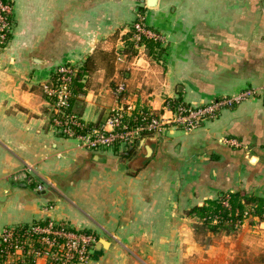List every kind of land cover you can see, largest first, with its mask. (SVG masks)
I'll use <instances>...</instances> for the list:
<instances>
[{"label":"crops","instance_id":"crops-1","mask_svg":"<svg viewBox=\"0 0 264 264\" xmlns=\"http://www.w3.org/2000/svg\"><path fill=\"white\" fill-rule=\"evenodd\" d=\"M7 1L0 234L50 221L87 231L97 238L95 248L104 243L88 264H264V221L249 217L240 232L224 234V245L202 248L186 215L222 195L264 200V0ZM138 21L163 41L152 49L133 44L129 56L126 38ZM88 58L93 68L73 86L68 110L89 128L118 104L119 83L125 103L152 114H161L167 100L197 107L246 89L258 95L195 130L164 128L155 134L154 156L134 171L135 145L88 150L52 124L43 89L54 68L77 70Z\"/></svg>","mask_w":264,"mask_h":264},{"label":"built area","instance_id":"built-area-1","mask_svg":"<svg viewBox=\"0 0 264 264\" xmlns=\"http://www.w3.org/2000/svg\"><path fill=\"white\" fill-rule=\"evenodd\" d=\"M11 17V5L0 0V50L7 44ZM133 30L132 41L135 46H143L142 39L158 43L163 41L160 33L147 28L141 21L134 23ZM76 72L75 67L67 64L56 66L51 83L44 87L43 92L52 102V124L57 132L63 138L75 139L80 146L93 151L128 148L143 138L158 134L164 128L195 130L216 118L224 108L258 95L257 91L246 89L234 97L220 98L197 107H165L161 114L147 113L139 121L133 117L134 108L123 101L125 88L119 83L113 91L118 104L109 111L100 126L89 128L68 110ZM223 142L226 146H238L235 140ZM40 189L37 187V190ZM95 244L94 235L52 221L6 228L0 234V264H29V259H43L46 264H88Z\"/></svg>","mask_w":264,"mask_h":264},{"label":"trees","instance_id":"trees-1","mask_svg":"<svg viewBox=\"0 0 264 264\" xmlns=\"http://www.w3.org/2000/svg\"><path fill=\"white\" fill-rule=\"evenodd\" d=\"M4 2L10 4L7 0ZM134 25V24H133ZM133 25L129 28V35L127 39V46L125 48V54L128 53L129 56L134 55V48L132 41V36L134 33ZM148 28V27H147ZM153 30V29H152ZM141 44L148 47L149 49L157 47L158 42H154L149 39H142ZM121 55V54H120ZM91 60L89 58L82 65L81 68L77 69L75 77L72 82L75 87L79 84V80L92 70ZM178 105H184L179 101L167 100L165 107H175ZM187 106V105H186ZM189 107V106H187ZM147 116L145 111H134V116L136 120H142ZM117 150V148H115ZM226 203V206L224 205ZM192 220V227L194 230V236L196 240H200L199 237L202 235L211 234L213 236L220 234H230L234 229H237L242 221L251 217L252 222L264 221V200L259 198H254L247 194H229L222 195L219 199L214 201H208L205 205L195 206L186 214ZM254 218L256 220L254 221ZM43 224V223H40ZM237 224V225H236ZM80 232L91 234L87 231L81 230ZM95 239H97L95 237ZM100 250L93 248L92 257L96 255ZM91 257V258H92ZM29 264H33V261L29 259Z\"/></svg>","mask_w":264,"mask_h":264},{"label":"water","instance_id":"water-1","mask_svg":"<svg viewBox=\"0 0 264 264\" xmlns=\"http://www.w3.org/2000/svg\"><path fill=\"white\" fill-rule=\"evenodd\" d=\"M148 6L154 5V0H147ZM156 136L151 135L146 138H143L139 141H137L134 145V147H137V152H133L130 157V168L134 171L139 170L143 168L147 162L154 156L155 149L157 146L156 142ZM133 147L129 146L128 150L132 151ZM104 244L103 242H100L96 246V250L100 248V245Z\"/></svg>","mask_w":264,"mask_h":264},{"label":"rangeland","instance_id":"rangeland-1","mask_svg":"<svg viewBox=\"0 0 264 264\" xmlns=\"http://www.w3.org/2000/svg\"><path fill=\"white\" fill-rule=\"evenodd\" d=\"M192 225H193V223H192ZM240 228H241V226L237 229H234L233 232L237 233L240 230ZM233 232H231V233H233ZM236 233L234 235H232V237H230V235H228L229 236L228 239H230V238L232 239V240L230 239L229 241H233L236 238L235 237ZM193 238H194V241L196 242V244L202 248L203 247L209 248L211 246L212 247L218 246V245H220V243H222L224 245V242H226L225 239H227V238H224V234L215 235V236L208 234V235H202L201 237H199L200 240L198 241V240H196V238L194 236V231H193ZM227 244H229V243H227ZM239 249H241V248H239ZM240 264H249V263H248V261H241Z\"/></svg>","mask_w":264,"mask_h":264}]
</instances>
